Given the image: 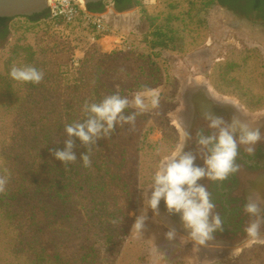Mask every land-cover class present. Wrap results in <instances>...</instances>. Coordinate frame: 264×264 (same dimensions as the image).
Listing matches in <instances>:
<instances>
[{
  "label": "rangeland",
  "instance_id": "rangeland-1",
  "mask_svg": "<svg viewBox=\"0 0 264 264\" xmlns=\"http://www.w3.org/2000/svg\"><path fill=\"white\" fill-rule=\"evenodd\" d=\"M73 1L81 12L71 21L51 16L49 7L47 17L8 21L0 43V137L46 133L52 138L49 148L63 149L64 126L84 118L85 101L99 102L117 91L131 99L147 88L159 94L160 106L139 115L133 131L118 126L111 138L98 141L89 168L110 161L122 178L94 197L87 211H67L53 224L37 225L32 245L40 248L43 240L67 232L69 264H221L235 258L234 264H264V243L249 239L238 245L243 238H237L199 246L177 229L169 242L164 235L169 223L162 212L154 216L151 210L146 230L137 236L130 215H139L142 188L185 128L183 93L189 87L234 103L247 120L264 121V12L245 10L249 0L233 6L218 0H157L151 5L135 0L124 11L105 0L101 13L90 12L85 0ZM77 54L82 60L74 66ZM14 65L35 66L44 80L38 85L15 81L9 76ZM76 145V155L86 152L78 140ZM73 166L85 168L80 160ZM87 195L81 202L92 200ZM48 208L41 201L29 209L38 210L42 220L52 215ZM30 211H20V218L26 220ZM52 257L41 264H59ZM31 263L25 251L22 264Z\"/></svg>",
  "mask_w": 264,
  "mask_h": 264
},
{
  "label": "clouds",
  "instance_id": "clouds-1",
  "mask_svg": "<svg viewBox=\"0 0 264 264\" xmlns=\"http://www.w3.org/2000/svg\"><path fill=\"white\" fill-rule=\"evenodd\" d=\"M121 72L124 69H120ZM44 72L33 65L12 66L9 76L21 83L40 84L44 80ZM94 83V81H93ZM159 94L151 89L138 91L131 99L121 96L119 91L104 96L99 102H88L82 106L84 118L81 121L66 124L63 149L49 148V153L65 167L77 161L74 149L76 140L86 148L80 160L85 168L91 167V155L94 146L101 139H109L117 127L128 125V131L135 128L136 119L146 111L158 109ZM128 109H133L129 112ZM203 119L207 122L210 134L205 135L203 129L196 132V145L203 166H197V155L193 151H185L189 141L193 139L187 128H183L176 146L163 156L153 173L151 183L142 188L143 206L139 215L135 216L131 232L142 236L147 227L148 211L159 216V205L164 201L168 215H179L181 226L187 232V238L196 245L207 246L215 239L216 232H223L224 220L216 211L207 187L198 183L202 179L208 181H224L230 175L240 171L237 163L240 149L249 156L255 155L258 143L264 142L262 124L253 127L242 120L238 110L226 121L211 111H204ZM8 178L0 176V192L5 190ZM243 212L250 217L244 228L246 236L258 243H264V197L259 192H251L243 205ZM114 224L118 221H112ZM171 242L177 237L175 227H169L164 233Z\"/></svg>",
  "mask_w": 264,
  "mask_h": 264
},
{
  "label": "trees",
  "instance_id": "trees-1",
  "mask_svg": "<svg viewBox=\"0 0 264 264\" xmlns=\"http://www.w3.org/2000/svg\"><path fill=\"white\" fill-rule=\"evenodd\" d=\"M218 1L230 6L241 2V0ZM113 2L118 11L129 9L136 3L135 0ZM253 7L264 12V0H249L244 9L250 10ZM87 8L90 12L101 13L105 9V0L88 3ZM48 15L49 9H46L26 18L38 20ZM11 19L0 17L2 40L8 34V21ZM51 139L46 133L38 138L0 137V176L8 178L5 190L0 192V264H22L25 251L32 260L31 264H41V261L51 256L57 259L59 264H69L71 259L67 257L65 251L67 232L43 240L40 248H37L32 245L36 240V226L42 228L46 223L53 224L55 220L62 219V215L67 214V211L80 213L87 211L96 197L109 190L111 184L122 178L110 161L103 163L104 167L97 165L94 171L90 168L82 170L80 166L74 167L73 164H78L81 153L77 154V161L67 167L58 160H52L48 151ZM83 195L91 196L92 200L81 202ZM41 201L47 203L48 209L52 212L50 217L42 220L38 210L32 209L31 212L29 209L31 203ZM27 210L30 214L26 220H22L19 213ZM76 227L75 231L78 233L79 229ZM244 237L246 234H243ZM235 261L236 258L221 264H234Z\"/></svg>",
  "mask_w": 264,
  "mask_h": 264
},
{
  "label": "flooded vegetation",
  "instance_id": "flooded-vegetation-1",
  "mask_svg": "<svg viewBox=\"0 0 264 264\" xmlns=\"http://www.w3.org/2000/svg\"><path fill=\"white\" fill-rule=\"evenodd\" d=\"M0 43H2L1 37ZM183 98L186 106L183 111L185 114V124L183 126L187 128L193 137L188 142L185 151H193L197 155L195 161L197 166H203V160L197 151L196 132L198 129H203L205 135L211 132L207 128V122L203 119L204 111H211L216 116L223 117L230 122L231 117L238 110L240 118L251 126L264 125V121L247 120L234 103L215 100L204 89L191 86L184 91ZM261 131L264 132V127L261 128ZM237 163L241 165L240 171L230 175L224 181L213 182L207 179L198 181V183L207 187L213 202L216 204V211L220 213L224 220L223 232H216L214 234L215 239L209 241V243L220 242L224 239L235 241L238 238L241 240L243 234H245L244 228L250 219L243 212V205L246 203L247 196L251 192H259L264 197V142L257 144L255 155L252 156L244 153L243 148H241ZM159 209L170 227H175L183 233L186 232L181 226L179 215H168L166 213L163 200H161Z\"/></svg>",
  "mask_w": 264,
  "mask_h": 264
},
{
  "label": "water",
  "instance_id": "water-1",
  "mask_svg": "<svg viewBox=\"0 0 264 264\" xmlns=\"http://www.w3.org/2000/svg\"><path fill=\"white\" fill-rule=\"evenodd\" d=\"M49 0H0V17H28L37 13H41L48 9ZM103 0H85V3L98 2ZM187 234V232H184ZM263 234V232H262ZM249 240L248 237L243 238L238 245ZM230 244V242H214Z\"/></svg>",
  "mask_w": 264,
  "mask_h": 264
},
{
  "label": "built area",
  "instance_id": "built-area-1",
  "mask_svg": "<svg viewBox=\"0 0 264 264\" xmlns=\"http://www.w3.org/2000/svg\"><path fill=\"white\" fill-rule=\"evenodd\" d=\"M145 4H155L157 0H142ZM48 7L50 9L51 16L63 17L67 20L76 19L80 12L81 6L73 0H49ZM82 58L77 54L73 59V65L79 66Z\"/></svg>",
  "mask_w": 264,
  "mask_h": 264
},
{
  "label": "bare ground",
  "instance_id": "bare-ground-1",
  "mask_svg": "<svg viewBox=\"0 0 264 264\" xmlns=\"http://www.w3.org/2000/svg\"><path fill=\"white\" fill-rule=\"evenodd\" d=\"M80 2H82V3H84V0H79ZM202 80V79H201ZM198 83L199 84H201V83H203V81L202 82H200V80L198 81ZM196 85V84H195ZM210 89V88H209Z\"/></svg>",
  "mask_w": 264,
  "mask_h": 264
},
{
  "label": "crops",
  "instance_id": "crops-1",
  "mask_svg": "<svg viewBox=\"0 0 264 264\" xmlns=\"http://www.w3.org/2000/svg\"><path fill=\"white\" fill-rule=\"evenodd\" d=\"M115 7V6H114Z\"/></svg>",
  "mask_w": 264,
  "mask_h": 264
}]
</instances>
